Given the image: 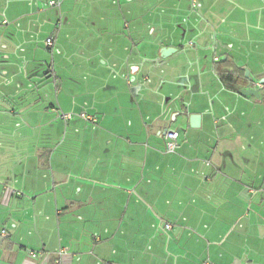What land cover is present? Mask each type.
Segmentation results:
<instances>
[{"label": "crops", "instance_id": "0c3cea01", "mask_svg": "<svg viewBox=\"0 0 264 264\" xmlns=\"http://www.w3.org/2000/svg\"><path fill=\"white\" fill-rule=\"evenodd\" d=\"M58 258L264 264V0H0V264Z\"/></svg>", "mask_w": 264, "mask_h": 264}, {"label": "built area", "instance_id": "2783aa9c", "mask_svg": "<svg viewBox=\"0 0 264 264\" xmlns=\"http://www.w3.org/2000/svg\"><path fill=\"white\" fill-rule=\"evenodd\" d=\"M57 5H58L57 1L50 2V6H53L54 7V6H57ZM196 6L199 7L200 5L197 4V3H194V7H196ZM45 45H46L47 48L53 49L55 47V40H54V38L51 37V38L46 39ZM62 117L65 120H70V119H72V114H62ZM81 118L84 119V120H89V121L95 122V119L89 117L86 114H81ZM165 138H166V150H167V152L168 153L175 152L176 149L179 146L177 132L176 131H173V130H168L165 133ZM171 228H172V226L170 224H167L165 226V229L166 230H170ZM1 234H2V236H6L7 235V231L6 230H2ZM63 254H64V251H61L59 253V257H61V255H63ZM32 257L33 258H37V254L36 253H32ZM56 264H62L61 258L60 259L58 258L56 260Z\"/></svg>", "mask_w": 264, "mask_h": 264}, {"label": "rangeland", "instance_id": "374dc122", "mask_svg": "<svg viewBox=\"0 0 264 264\" xmlns=\"http://www.w3.org/2000/svg\"><path fill=\"white\" fill-rule=\"evenodd\" d=\"M52 84H53V87H55V83H54V81H53ZM61 137H62V136H60V138H61ZM160 228H162V227H160ZM160 228L158 227V229H160ZM158 231L160 232L159 234H160V237H161V235L164 234V233L162 232V230H158ZM163 246H165V243H164ZM164 250H165V249H164Z\"/></svg>", "mask_w": 264, "mask_h": 264}, {"label": "water", "instance_id": "95a60500", "mask_svg": "<svg viewBox=\"0 0 264 264\" xmlns=\"http://www.w3.org/2000/svg\"><path fill=\"white\" fill-rule=\"evenodd\" d=\"M247 91L249 92V90H247ZM247 91H246V92H247ZM192 120H193V118H192Z\"/></svg>", "mask_w": 264, "mask_h": 264}]
</instances>
